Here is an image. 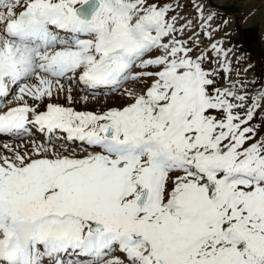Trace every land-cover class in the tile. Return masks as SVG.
Returning <instances> with one entry per match:
<instances>
[{"label": "snow or ice", "instance_id": "6c2138e0", "mask_svg": "<svg viewBox=\"0 0 264 264\" xmlns=\"http://www.w3.org/2000/svg\"><path fill=\"white\" fill-rule=\"evenodd\" d=\"M214 16L0 0V264H264V80Z\"/></svg>", "mask_w": 264, "mask_h": 264}, {"label": "rangeland", "instance_id": "374dc122", "mask_svg": "<svg viewBox=\"0 0 264 264\" xmlns=\"http://www.w3.org/2000/svg\"><path fill=\"white\" fill-rule=\"evenodd\" d=\"M205 11L213 12L217 6L216 23L219 25V30L216 32V38L224 39V46L232 48L233 51L242 57L240 68L244 69L248 64H253L254 67L248 71L247 76L251 78L256 75L264 80V2L262 0H200ZM221 4V5H220ZM191 4L188 3L185 8V14L194 15L191 10ZM187 10H191L188 12ZM212 22V21H211ZM226 22V23H225ZM249 26L258 28V40L253 45L252 50H247L241 43L239 31L246 29ZM207 43V41H205ZM65 102L64 98H60V103ZM88 103L87 108L93 110L100 107ZM83 107L82 103L76 107ZM78 108V109H80Z\"/></svg>", "mask_w": 264, "mask_h": 264}, {"label": "trees", "instance_id": "16d2710c", "mask_svg": "<svg viewBox=\"0 0 264 264\" xmlns=\"http://www.w3.org/2000/svg\"><path fill=\"white\" fill-rule=\"evenodd\" d=\"M240 39H241L242 44L245 46V48L251 51L253 45L258 40L257 27L255 28L253 26L250 28L243 29L240 34Z\"/></svg>", "mask_w": 264, "mask_h": 264}, {"label": "bare ground", "instance_id": "6f19581e", "mask_svg": "<svg viewBox=\"0 0 264 264\" xmlns=\"http://www.w3.org/2000/svg\"><path fill=\"white\" fill-rule=\"evenodd\" d=\"M218 1L221 2V1H223V0H218ZM59 101H60V99H59ZM59 101H58V102H59ZM61 103H64V102L62 101ZM89 103H91V104H93V105H95V106H96V105L98 106V105H100V104H104L105 101H104V98L101 97V98H100V103H99V104H97L95 101H90ZM76 106H77V105H76ZM78 108H80V106H78L77 109H78Z\"/></svg>", "mask_w": 264, "mask_h": 264}]
</instances>
